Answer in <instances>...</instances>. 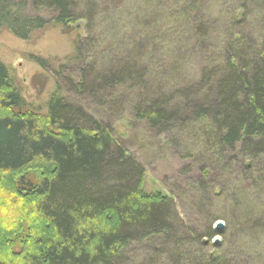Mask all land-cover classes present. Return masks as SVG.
<instances>
[{"label": "rangeland", "instance_id": "obj_1", "mask_svg": "<svg viewBox=\"0 0 264 264\" xmlns=\"http://www.w3.org/2000/svg\"><path fill=\"white\" fill-rule=\"evenodd\" d=\"M68 2L74 15L68 33L49 25L22 40L0 30V64L39 114L58 91L66 102L109 125L115 144L143 167L142 190L172 199L177 217L173 235L134 240L116 264H206L212 257L226 264H264V230L250 226L254 219H264V191L253 184L254 177L249 179L238 152L208 151L209 122L193 124L191 115L192 101H203L210 69L233 50L250 51L249 58L260 51L264 0ZM191 2L192 10H184ZM26 13L51 16L30 7ZM127 70L130 78L122 74ZM109 77L115 78L114 85L104 83ZM77 84L82 88L77 90ZM194 87L202 91L196 98ZM189 91L194 95L187 97ZM158 99L170 101L167 109L188 122L156 129L136 119V109ZM261 165L254 163L253 169L261 170ZM22 174L32 180L42 175L34 167ZM237 190L244 197L241 207L234 205L240 198ZM5 192L4 185L0 208L9 205ZM11 209L19 217L23 207ZM211 232L215 236L209 239Z\"/></svg>", "mask_w": 264, "mask_h": 264}, {"label": "trees", "instance_id": "obj_2", "mask_svg": "<svg viewBox=\"0 0 264 264\" xmlns=\"http://www.w3.org/2000/svg\"><path fill=\"white\" fill-rule=\"evenodd\" d=\"M70 6L68 0H0V30L22 40L49 25L68 33L74 22ZM29 7L51 16L29 15ZM74 46L76 56L77 42ZM259 50L254 58L248 57L250 51L233 50L204 77L205 92L199 84L195 95H185L205 93L203 101L193 98L191 115L193 124L209 122L208 151L238 152L249 179L264 191V38ZM122 74L132 75L130 70ZM115 82L114 77L104 81ZM168 103L158 99L140 106L135 117L150 128L184 126L188 120L177 119ZM254 163L262 164L261 170L253 169ZM32 167L41 171L40 179L22 174ZM143 175V167L115 144L109 125L72 106L58 91L39 114L0 64V188L5 185L9 194V205L0 208V264H116L134 240L173 235V201L143 191ZM236 192L240 198L234 205L241 207L244 197ZM21 206L19 217L11 214V207ZM261 217L250 225L253 230H264ZM214 236L211 232L209 239ZM205 261L226 264L221 257Z\"/></svg>", "mask_w": 264, "mask_h": 264}, {"label": "water", "instance_id": "obj_3", "mask_svg": "<svg viewBox=\"0 0 264 264\" xmlns=\"http://www.w3.org/2000/svg\"><path fill=\"white\" fill-rule=\"evenodd\" d=\"M215 227H216V229H215L216 232H218V233L222 232V230H223L222 223L216 224Z\"/></svg>", "mask_w": 264, "mask_h": 264}]
</instances>
